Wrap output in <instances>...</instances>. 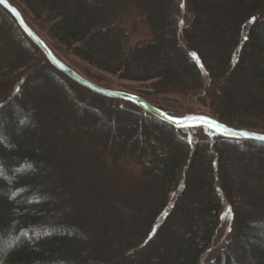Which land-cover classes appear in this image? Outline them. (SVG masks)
<instances>
[{
	"label": "trees",
	"instance_id": "1",
	"mask_svg": "<svg viewBox=\"0 0 264 264\" xmlns=\"http://www.w3.org/2000/svg\"><path fill=\"white\" fill-rule=\"evenodd\" d=\"M8 1L87 64L150 81L156 93L207 85L213 118L264 133V0H184L189 20L180 29L174 0H18L21 9ZM130 10L149 35L134 43L120 23ZM37 72L51 79L48 90L27 83ZM101 118L124 137L101 132ZM81 141L103 157L101 167L105 158L135 162L139 188L108 205L98 165L74 149ZM240 161H249L248 185L235 184L232 163ZM222 198L232 233L207 264H264V142L178 129L129 100L80 87L0 7V264H197Z\"/></svg>",
	"mask_w": 264,
	"mask_h": 264
},
{
	"label": "rangeland",
	"instance_id": "2",
	"mask_svg": "<svg viewBox=\"0 0 264 264\" xmlns=\"http://www.w3.org/2000/svg\"><path fill=\"white\" fill-rule=\"evenodd\" d=\"M17 1L18 0H15L14 4H16L17 7L21 9L22 5L18 3ZM174 1L176 2V7H177L176 25L180 29L183 25L187 24L189 20V12H188L187 6L184 3V0H174ZM181 5H183V7H181ZM0 7L3 9L2 6ZM26 16L29 19L28 20L29 24L27 23L26 24L29 25V27L38 34V36L43 40V42L50 48V50L60 60H62L64 63H66L68 66H70L74 70H76L82 76L95 82L97 85L107 88V89L123 91V92L136 95L138 97H141L147 100L150 104L154 105L155 107H158L161 109L163 108L169 111V114L173 118L181 119V118H186L188 116L196 115V114L214 116L212 107L210 106L209 86L206 85V87L202 88L200 91H197V92L169 91L166 93H156L152 90L150 81L140 82V81H131V80L121 79L119 78L118 75H113V74L104 72L102 70H99L87 64L86 62L82 61L81 59L73 55L67 47L57 43L54 39H52L49 36V34L46 33V29H45L46 27L44 24L34 20L29 13H27ZM120 23L132 32L129 43H134L139 39L147 38L149 36L147 28L145 27L144 24L140 22V15L131 10L125 11L121 15ZM4 48H3V51L6 53L8 51V48H5V49ZM39 76H40V73L37 72V74L33 78L32 77L27 78L28 79L27 83L28 82L29 84L37 83L38 87H41L43 90H48V87L50 86L49 82H51V79L49 80V82H41L43 80L40 81V78L38 80ZM38 81L40 82L38 83ZM23 85H26V81H24V83L21 86ZM81 95L84 96L83 94H80V96L76 98L77 101H80V99L82 98ZM86 99H88V101L91 102V104L97 105L96 101H92L88 97ZM78 114L82 117L83 115H85V113L81 110L79 111ZM38 118L44 119L42 118V116H38ZM87 118L85 117L84 119H87ZM95 123L99 125L101 132L102 131L104 133L106 132L107 135L109 133V137L111 138L124 137L123 130L118 128V125L115 126L114 130H112V133H111V130L109 128H105V126L103 125L102 118L97 119ZM97 136L99 138H102L101 135L97 134ZM197 137L200 138L201 136H197ZM80 143L81 144L79 145L77 143L74 149H79L80 147L84 148V155L80 154L82 156V161H84L85 164L92 163L95 167H97L98 165V167L96 168L97 171L106 180V183L103 187L104 189L103 195L107 194L106 191L108 192V195H109L108 200H107L108 205L114 200L123 196V194L128 193L132 189L134 190V189L139 188L137 185L139 184L141 180L140 179L141 178L140 169L138 165L135 164V162H131V161L125 162L122 159H120L116 163H113L112 160L105 158L104 159L105 163L103 167H101V161L103 157L101 159L97 155V151L95 150V147L89 144L87 141H84V142L81 141ZM248 162L240 161L239 162L240 164L234 163V162L232 163L234 167L236 166L235 169L239 171L236 173H232L233 177L235 175V178H236L235 184L239 183L241 185L242 184L248 185L247 179L245 177L249 173V169H250ZM179 189H180V185L176 189V191H178ZM242 189L243 191H245L244 187ZM86 200H87L86 198H84L83 200H80V199L78 200V206L81 209ZM171 201H173V198L170 199V203ZM100 206L104 207V202H102ZM93 214H94V211L92 213V216ZM89 221H90L89 223H91L92 220H89ZM231 233H232V213L229 208L228 202L224 198H222V207L220 211L219 224H218L217 230L214 234L212 243L204 251V253L200 256L197 264H207V262L212 260L216 256V254L219 252V250L222 249L226 245L228 239L231 236Z\"/></svg>",
	"mask_w": 264,
	"mask_h": 264
},
{
	"label": "water",
	"instance_id": "3",
	"mask_svg": "<svg viewBox=\"0 0 264 264\" xmlns=\"http://www.w3.org/2000/svg\"><path fill=\"white\" fill-rule=\"evenodd\" d=\"M0 6H2L5 10H7L11 16L15 19L18 26L21 28V30L32 40V42L41 49V51L45 54L46 58L50 62V64L59 72L67 76L69 79H71L76 84L91 90L99 95L106 96V97H114V98H120L125 99L133 102L135 105H137L142 110L158 117L159 119L165 121L166 123L170 124L171 126L181 129L184 127H199V126H206L210 127L212 130L217 131V128L213 125L210 126L207 119L201 120L198 119L200 117L204 118H210L211 121L217 122L219 125H223L227 131H223L228 135L229 137L236 138V139H244V140H255V141H261L264 142V139H261V137H264V133H258L250 130L245 129H236L229 127L225 125L224 123L219 122L213 117L202 115V114H196L191 115L186 118H173L172 116L168 115L161 109L153 106L150 104L147 100L138 97L136 95L118 91V90H112L107 89L104 87H101L97 85L96 83L88 80L84 76L80 75L78 72L73 70L71 67H69L67 64H65L63 61H61L51 50L50 48L43 42V40L34 32L24 21L21 13L18 11V9L13 6L8 0H0ZM242 133H252L254 135H243Z\"/></svg>",
	"mask_w": 264,
	"mask_h": 264
},
{
	"label": "snow or ice",
	"instance_id": "4",
	"mask_svg": "<svg viewBox=\"0 0 264 264\" xmlns=\"http://www.w3.org/2000/svg\"><path fill=\"white\" fill-rule=\"evenodd\" d=\"M181 7H183V5H181ZM198 119H201V120H205V119H207L208 122H209V125H210V126H213V125H214V126L217 128L218 131H227V129H226L223 125H219L217 122H215V121H211L210 118L200 117V118H198ZM242 134H243V135H246V136H248V135H254V134H252V133H242ZM261 139H264V137H261Z\"/></svg>",
	"mask_w": 264,
	"mask_h": 264
},
{
	"label": "bare ground",
	"instance_id": "5",
	"mask_svg": "<svg viewBox=\"0 0 264 264\" xmlns=\"http://www.w3.org/2000/svg\"><path fill=\"white\" fill-rule=\"evenodd\" d=\"M154 106V105H153ZM158 108V107H157ZM160 109V108H159ZM162 110V109H161ZM144 111V110H143ZM145 113H147V114H150V113H148V112H146V111H144ZM171 116V115H170Z\"/></svg>",
	"mask_w": 264,
	"mask_h": 264
}]
</instances>
